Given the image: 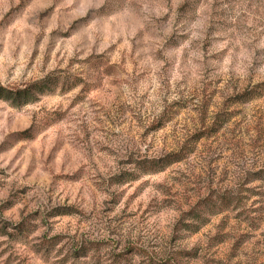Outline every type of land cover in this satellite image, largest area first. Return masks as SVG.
I'll use <instances>...</instances> for the list:
<instances>
[{
    "label": "rangeland",
    "instance_id": "obj_1",
    "mask_svg": "<svg viewBox=\"0 0 264 264\" xmlns=\"http://www.w3.org/2000/svg\"><path fill=\"white\" fill-rule=\"evenodd\" d=\"M0 264H264V0H0Z\"/></svg>",
    "mask_w": 264,
    "mask_h": 264
},
{
    "label": "trees",
    "instance_id": "obj_2",
    "mask_svg": "<svg viewBox=\"0 0 264 264\" xmlns=\"http://www.w3.org/2000/svg\"><path fill=\"white\" fill-rule=\"evenodd\" d=\"M15 96H17L16 99H19V98L21 99L22 98L25 101L26 99L30 98V93H29V90H27V89H24V90H16ZM158 164H159L158 165L159 167L157 169V172H161V171L164 170V168L168 164V162L166 163V162H164V160H162ZM224 203L225 204L230 203L229 202V199L224 200ZM84 256H86V253H84Z\"/></svg>",
    "mask_w": 264,
    "mask_h": 264
}]
</instances>
